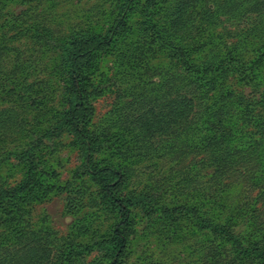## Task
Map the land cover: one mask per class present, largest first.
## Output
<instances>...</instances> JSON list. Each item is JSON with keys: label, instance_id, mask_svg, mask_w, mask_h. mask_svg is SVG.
<instances>
[{"label": "rangeland", "instance_id": "rangeland-1", "mask_svg": "<svg viewBox=\"0 0 264 264\" xmlns=\"http://www.w3.org/2000/svg\"><path fill=\"white\" fill-rule=\"evenodd\" d=\"M136 1L123 11L124 25L115 35L119 52L100 56V69L89 83L95 91L89 97L93 115L88 129L94 136L99 130L108 134L96 141L101 143L92 164L119 170L124 177L120 195L138 199L130 209L120 261L214 264V258L218 264H255L246 253L235 254L221 234L236 235L246 248L255 241L252 232H264V146L248 152L251 140L260 138L258 125H264V79L247 75L254 65L255 73L264 76V0H239L244 10L239 16L217 13L231 9L234 0H198L183 15L186 31L193 28L187 41L196 44L192 64L207 68L212 78L226 70L224 93L219 88L209 93L206 105L214 116L205 117L207 126L200 128L196 141L178 133L155 136L144 129L130 135L115 123L123 103L124 122L139 114L134 110L140 109L146 89L161 104L172 96L167 95L169 87L155 84L163 81L173 61L149 43L144 26L166 22L173 0H157L151 9ZM124 2L0 0V194L17 193L30 167L40 184L25 192L29 199L23 217L27 234H41L32 250L34 240L23 238L8 264H49L69 245L81 253L67 264L104 263L100 244L116 225V214L83 175L72 136L62 129L55 132L54 126L67 105L63 46L80 37L104 35ZM141 73L154 85L142 88L137 79ZM224 94L226 102L219 110V95ZM243 105L248 106L247 122L237 115ZM218 144L229 145L231 151L215 159ZM11 196L0 201V234L11 226H5L11 216L4 214L15 203ZM67 197L79 201L77 213L66 210ZM76 220L81 223L76 225Z\"/></svg>", "mask_w": 264, "mask_h": 264}, {"label": "trees", "instance_id": "trees-1", "mask_svg": "<svg viewBox=\"0 0 264 264\" xmlns=\"http://www.w3.org/2000/svg\"><path fill=\"white\" fill-rule=\"evenodd\" d=\"M131 1L132 0H125L114 22L104 35L80 37L69 41L63 46L62 61L65 63L66 70L65 92L67 105L61 119L54 126L55 130L53 129L55 132H59V129H62L72 136L78 157L80 158V166L83 175H86L89 180L96 185L95 187L98 190L99 197L103 198L104 201L113 208L112 210H114L116 214V225H114V228L110 232L109 238L100 244V250L105 257L103 264H123L120 260L123 257V251L127 244V233L124 230L129 224L130 209L135 205V202L138 203V199L132 196L126 197L120 195V192L123 191L122 186L124 177L119 170L114 167L96 168L92 164V155L97 151V147L101 143H96V141L104 139L103 137L108 134L105 131L99 130L95 132L96 136H94L93 132H90L88 129V123L93 115V108L89 104V97L93 96L95 91L91 89L89 83L91 82L90 78L100 69V56L109 52H119V43L115 35H118L119 30L124 25L122 14ZM156 1L157 0H137L136 4H141L143 8L151 9L154 7L153 5ZM197 1L198 0H173V4L166 14V18H168L166 22H163L157 27L153 25V29L146 25L144 26V33L147 35L149 43L155 44L165 51L168 57L173 61L171 68L168 70L167 74L164 75L162 81L164 85L162 82L160 84H155L156 87H162L163 89L169 87L167 95L172 96L170 100H165L162 104L159 103L157 97L149 96L148 93L150 91L146 89L145 86L146 84L149 86L154 85V83L146 80L144 76L146 81L143 80V74L141 73L140 77L137 78L138 83L142 88L144 87L147 92L143 90L146 94L141 101V105L139 106L140 109H133L135 112L139 111V114L132 116L131 120L124 122L125 119L121 117L123 116L124 108L127 106V103H123L118 107L119 109L117 112L115 111L116 115H119V118L115 117V123L119 124V128L121 129L126 128L124 132H127V134L133 135L135 131L144 129L155 136L158 133H169L171 135L178 133L177 136L183 135L185 140L189 139L191 141H196L201 134L200 128L207 126L205 117L210 119L214 116V114L209 112L206 100L213 89L219 88L218 92H223L222 83L226 77V70H223L218 78H212L207 68L196 67L191 62L190 54L195 51L192 50V47L196 44H194V41H187L189 38L192 39L190 33L193 28H189L186 31L184 25L187 26L188 20H185L183 15L188 9H191V4ZM160 3L166 4V0H162ZM232 5L234 6L229 10L222 11L218 9L217 13H228L235 16H239L243 13L242 3L239 0H234ZM194 14L197 15L196 10H194ZM182 31H184V34H182ZM262 47L263 50L261 55L264 56V45ZM118 57L121 56L118 55ZM239 64L241 65V63ZM119 66L123 65L120 64ZM177 67H181L182 69L179 70ZM254 68L255 66L253 65L251 70L247 73L248 77H253L251 79L260 78L263 80L264 76L255 73ZM182 91L187 92H185L184 95H179V92ZM142 95L143 94L133 98L139 99ZM219 97L221 103L219 110H222L227 95H219ZM254 106H256V104H254ZM141 111L144 112L142 113ZM248 114V106L246 105H243L242 108L240 107V110L237 112L240 119L242 118L245 121ZM174 120L178 122L175 125L170 123ZM53 130L51 129L46 135L51 136ZM257 130V133L260 134V138L258 141L252 142L251 140V143H249L250 148L248 149L250 153H253L252 149L258 146H264V125H258ZM156 145L160 146L158 143ZM160 147L164 148L163 146ZM217 148L219 151L214 156L215 159L220 156H227L231 151L229 145L221 147L220 144H218ZM149 149L151 150L153 148ZM156 149H159V147ZM261 157L264 159V155H261ZM29 166L35 165L32 164ZM33 170L34 167L28 169V175L22 182L23 184L17 193H13L12 196L9 193L0 194V201L5 199V197H9V195L15 200V203L11 205V211L4 213L6 217L11 216V220H9L5 226L8 224L11 226L8 227V229L4 228L5 230L0 234V264H8L11 254L16 250L14 247L20 246V241L26 236L34 240V242L31 241L32 248H29L32 250L38 239V235L41 234H27L25 229L28 228V224H26V220L23 217L25 214L24 203L29 199L23 197L25 192L29 193L35 184L37 188L40 187V184H37L39 180L35 179L33 175L31 176L30 171ZM54 188L55 187L52 186L50 189L53 190ZM56 190L59 191L57 187ZM65 205L67 211L76 213L80 207L79 201H74V199L69 197L66 198ZM5 222L6 221H4V224ZM75 223L78 225L81 221L76 220ZM217 229L215 228L213 230H215L216 233H222L219 228ZM262 230L264 231V226H262ZM223 235H226L225 238L231 242V247L234 248L233 252H235V254L241 252L240 255H243L246 253L249 260L255 261V264H264V250H262L264 248V232L260 230L252 232L255 241L249 242L246 248L241 247L237 241L236 235H232L228 231L223 232L221 237H224ZM78 249V247L69 245L65 247L64 250L56 252L53 261L50 260V262H48V259L45 261L49 264H59L60 262L62 264H67L71 257L80 255L81 252L77 251ZM17 250L19 251L18 248ZM84 251L85 249H82V252ZM213 263L218 264V261L213 258Z\"/></svg>", "mask_w": 264, "mask_h": 264}]
</instances>
